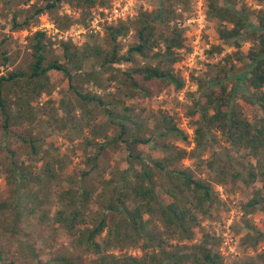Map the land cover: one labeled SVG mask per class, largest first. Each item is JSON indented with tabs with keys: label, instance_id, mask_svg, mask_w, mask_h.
<instances>
[{
	"label": "trees",
	"instance_id": "trees-1",
	"mask_svg": "<svg viewBox=\"0 0 264 264\" xmlns=\"http://www.w3.org/2000/svg\"><path fill=\"white\" fill-rule=\"evenodd\" d=\"M107 1L39 0L35 15L46 11L54 13L63 5L69 6L72 13L55 17L64 32L81 21L74 17L76 12L88 25L85 16H89V22L92 9L98 3L103 5ZM193 1L154 0L151 8H137L131 20L108 27L114 40L111 48L89 41L79 46L73 36L59 39L65 62L58 56L49 57L48 49L52 43L45 41V30H38L28 38L26 61L17 63L19 51L11 52L8 47H0V127L5 135L19 137L29 143L32 154L39 155L46 171L54 173L55 166L63 164L64 159L49 148H42L39 139L28 128L36 129L39 121L57 132L77 127L75 122L65 118L73 113L66 107L65 97L59 104L52 98L56 83L64 79L67 92L77 94L85 106L100 104L102 115L112 118L117 127L116 135L110 139L106 137L105 141L98 143L95 152L87 153V159L93 162V169L98 164V155L107 146L124 147L127 154L125 166L115 169L122 182H117L116 188L121 187L125 200L122 199L121 205L109 202L111 207L108 209L117 214L111 221L106 217L100 220L90 218L92 192L82 184L76 189L64 185L60 193L61 201L53 213L44 205L39 193L31 191V182L37 180L42 183V179L23 160L13 169L21 180L16 193L19 188L23 193L11 204H0L1 208L11 209L13 213L15 210L16 213V219L5 227L7 232L9 229L15 234L20 232L17 220L22 215L26 223H30V218L39 219L47 227L56 225L71 234H79L81 242L99 252L97 238L109 226L108 234H114L117 241L128 239L135 248L142 250L140 254H124L123 264H226L221 252L222 235L205 229L201 223V218L209 216L218 201L214 185L182 163V159L194 151L168 147L166 154L143 156L135 152L136 146H143L156 153L154 135L145 134L148 131L144 128L145 118L131 115L135 107L125 104L118 98L117 92H109L112 99L104 101L99 94L89 90L94 85L108 90L111 84L105 83L109 79L105 77V69L117 68L123 62L128 67H135L133 70L122 69L123 78L112 75L110 79L118 78L116 82L126 87V96L135 98L136 91H142L144 99L151 97L153 90L150 86L153 85L159 89L162 85L173 87L180 92L185 80L175 66L193 48L186 27L178 23L187 18L186 13ZM253 1L264 3V0ZM11 3L12 0H0L4 9H10ZM203 8L207 17L216 22L210 26L211 34L221 40L220 43L213 42L209 53H223L227 43L236 49L219 62L211 63V68L204 74H192L197 84L189 111L196 117L194 149L217 142L218 136L232 146L237 158L254 159H249L240 169L229 160L219 165L215 156L207 162L209 172L217 178V183L225 185L229 178L240 189L250 190V196L242 205L245 215L249 216L259 205L264 207V8L255 11L244 3L240 4L239 0H204ZM18 11L13 16L14 26H29L30 18L24 24L18 23L21 13ZM131 31L132 41L124 50V43L117 44L116 41ZM245 38L254 43L247 50L242 49ZM45 95L49 98L39 108L38 103ZM118 102L123 106L120 112L114 110ZM158 121L164 130L161 135L171 132L189 142L187 132L178 126L174 118L162 116ZM57 169L58 173L62 172ZM51 217L50 223L48 219ZM245 225L248 233L243 237L242 244L257 246L264 232L257 230L250 218L245 220ZM120 234L124 236L119 237ZM260 259L264 264V254H260Z\"/></svg>",
	"mask_w": 264,
	"mask_h": 264
},
{
	"label": "rangeland",
	"instance_id": "rangeland-1",
	"mask_svg": "<svg viewBox=\"0 0 264 264\" xmlns=\"http://www.w3.org/2000/svg\"><path fill=\"white\" fill-rule=\"evenodd\" d=\"M118 1L120 0H108L103 5L98 3L92 9L89 22V16H85L88 25L83 22L80 13L76 12L74 17L80 18L81 21L75 22L71 30L63 32L55 21V17L58 14L72 13L69 6L63 5L54 13L46 11L36 16L35 6L39 5V0H12L10 9H4L0 5V47H8L11 52L19 51L20 57L16 61L17 63L26 61L28 38L38 30H45V41L52 43L48 49L49 57L58 56L63 62L65 60L59 46V39L66 40L73 36L79 46L89 41L91 44L100 43L111 48L114 40L108 27L115 26L120 21L131 20L135 17L137 8L141 6L151 8L154 4V0H133V15L128 19L112 23L95 20L98 16L104 18L106 16L105 10L110 9ZM203 1L194 0L191 9L186 13L187 18L178 23L179 26L186 27V34L193 48V51L182 56L181 61L175 66L178 74L185 80L184 88L180 92H177L173 87L162 85V89H159L153 85L150 86L153 90L151 97L144 99L142 91H136L135 98L126 96V87L116 82L118 78L113 81L110 79L112 75L123 78L125 75L122 74V69L133 70L132 68L135 67V65L128 67L123 62L116 64L117 68L105 69V77L110 79L106 80L105 83L111 84L108 90L95 85L90 86L89 90L93 94H99L104 101L111 100L112 97L109 96V92L115 91L118 93V98L124 100L125 104L135 107V111L133 110L131 115H139L145 118L144 128L148 130L145 131V134L154 135L156 153L145 149L143 146H136L135 152H139L143 156H150L153 153L166 154L168 147L175 150L187 148L191 152L194 151L183 158L182 163L194 169L202 179L212 182L218 196V201L212 208L210 215L201 218L202 227L222 235L221 252L226 264H246L247 262L263 264L260 254H264V237L257 246L249 243L245 245L242 244V241L248 233L245 220L249 218L257 230L264 232V207L259 205L251 215H245L242 205L250 196V190L240 189L229 178L225 185L217 183V178L209 172L207 167V162L212 156L217 158L219 165L225 160H229L239 169L247 164L249 159L250 161H254V159L237 158L232 146L218 136L216 137L217 142L210 143L205 148L194 149V121L196 117L190 115L189 111L193 103V93L197 90V84L194 82L192 74L195 76L204 74L211 68V63L219 62L223 56L236 49L232 44L227 43L224 45L223 53H209L213 42L220 43L221 40L211 34L210 26L211 24L215 25L216 22L207 15L201 38L196 46L193 45V40H196L198 36V28L197 23L192 20L197 16L198 6ZM239 2L246 4L255 11L264 8V3L261 4L253 0H239ZM18 10L21 11L17 19L18 23L24 24L25 20L30 18L31 24L29 26H14L13 16L19 12ZM132 37L133 31L125 37H118L116 43H124V50H126L132 41ZM253 44V41L245 38L242 41V49L247 50ZM237 67L241 69L240 65ZM64 80L56 83V90L52 98L59 104L60 100L65 97L66 107L73 113L65 116L62 111V115L69 122H75L77 127L71 131L68 129L65 132H57L39 121L36 129L28 128V131L39 139L42 148H49L57 152L59 157L64 159V163H58L54 173L46 171L43 160L40 159L39 155L32 154L29 143L19 137L14 138L5 135L0 127V204H11L17 196L23 193L22 188H19L16 193V188H18L21 180L16 177L13 169L25 160L26 163L30 164V169L42 179V183H38L37 180L31 182V191L39 193L44 205L51 208L53 213L55 206L61 201L62 187L67 184L76 189L82 184L92 192L89 206L91 208H89L88 213L90 218L100 220L102 217H106L111 221L117 214L108 209L111 207L109 202L113 201L119 205L122 199L125 200V196L120 192L121 187L118 190L116 188L117 182L119 184L122 182L120 175L115 173V169L125 166L124 161L127 154L124 147L117 149L114 146H107L98 155V164L93 169V162L87 159V153L95 152L98 143L105 141L106 137L110 139L116 135L117 127L112 122V118L102 115L103 107L100 104L85 106L81 104V98L77 94L67 92L64 89ZM48 98L47 95L43 96L38 107L40 108ZM117 104L118 107L114 110L120 112L123 108L122 103L118 102ZM162 116L174 118L178 126L187 132L189 142L171 132L161 135L164 130L159 126L158 118ZM41 138L44 140L41 141ZM57 167L62 170L61 173H58ZM119 194L120 196H118ZM15 216V210L13 213L11 209L0 207V250L2 253L0 264H123L122 257L124 254L142 253V250L135 248L128 239L117 241L115 236L113 237L114 234H108L109 226L97 238L100 243L99 252L88 248L87 244L81 242L79 234H71L56 225L47 227V224L40 223L39 219L30 218V223H26L27 220L22 215H19L17 220V227L20 232L15 234L11 232V229L7 232L5 227L9 226L13 219H16ZM48 220L51 223L52 217ZM120 236H124V234H120ZM63 257H66L69 262L67 259H62Z\"/></svg>",
	"mask_w": 264,
	"mask_h": 264
},
{
	"label": "built area",
	"instance_id": "built-area-1",
	"mask_svg": "<svg viewBox=\"0 0 264 264\" xmlns=\"http://www.w3.org/2000/svg\"><path fill=\"white\" fill-rule=\"evenodd\" d=\"M133 0H120L116 2L110 9H106V16L104 18L98 16L95 18L96 21H109L110 23L116 22L119 20H126L133 15ZM205 17L206 13L203 8V2H201L198 6L197 16L192 20L197 23L198 28V36L196 40H193V45L199 42L201 38V34L205 28Z\"/></svg>",
	"mask_w": 264,
	"mask_h": 264
}]
</instances>
